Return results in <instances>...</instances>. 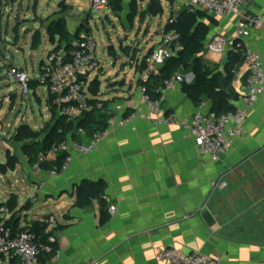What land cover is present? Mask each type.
I'll return each instance as SVG.
<instances>
[{"label": "crops", "instance_id": "obj_1", "mask_svg": "<svg viewBox=\"0 0 264 264\" xmlns=\"http://www.w3.org/2000/svg\"><path fill=\"white\" fill-rule=\"evenodd\" d=\"M70 1L67 3L74 8L84 5V0ZM149 1L138 0V4L146 8ZM160 1L163 13L157 17L147 15L151 21L161 18L166 9L168 19L175 11H184L189 0ZM88 3L91 9L90 0ZM130 3L131 0H123V11L114 12L124 27L131 24ZM243 13L264 16V0L250 1ZM73 14L75 28L66 27L71 36H90L83 14L76 10ZM196 15L209 27L199 56L220 81H224L232 50L216 54L208 50L206 43L215 36L233 37L239 16ZM139 20H142L141 15L137 13L133 20L135 27ZM167 24L160 22L156 31L151 28L144 37V44L137 52L132 51L134 55L125 52L128 60L121 68L128 73L125 88L108 89V84L100 80V90L95 95L90 87L91 100L97 106L94 118L107 117L109 134L87 154L80 153L73 143L88 142L93 132L80 129L79 141L70 137L71 162L63 173L53 177L47 169L36 171L34 163L23 153V142L13 139L19 126L4 133L0 120V141L6 155L4 158L0 155V162L7 161L8 153L17 157L16 169L11 172L25 189L23 195L12 194L18 196L19 206L31 202L30 209L21 213V226L32 220L53 219L48 232H52L50 239L55 240L60 256L53 257L47 264H162L158 253L166 247H176L185 253L199 251L219 259L221 264H264V100L249 109L246 133L234 141L229 154L217 161L208 158L201 161L196 139L183 126L195 113L212 111L210 99L203 98L196 103L183 90L184 83L193 82L192 72L180 71L186 81L163 90L161 96V105L167 114L174 115L180 124L156 125L142 118L126 125L121 123L133 111L148 112L142 102L141 82L135 77L137 68L133 63L136 61L140 66L144 57L151 54ZM44 32L47 34L46 28ZM247 45L259 52L264 61V27L247 39ZM163 65L164 62L156 64L158 75ZM103 71L102 67L100 72ZM232 72L233 79L228 83L233 92L232 102L236 110H244L248 104L241 86L249 77L246 59ZM42 87L45 85L32 90L38 100ZM46 87L50 115L44 123L51 120L54 100ZM14 100L15 95L8 104L10 111L14 110ZM218 180H225L228 186L214 189L213 183ZM83 181L102 183V199L96 198L84 207L76 205L77 187ZM5 194L8 201L12 194L8 191ZM5 203H0L3 204L0 207ZM37 203L42 205V213H35ZM112 205L116 206L114 213L110 212ZM104 211L109 216L106 222H102ZM0 212V218L11 217L1 208ZM23 218L25 223H22Z\"/></svg>", "mask_w": 264, "mask_h": 264}, {"label": "built area", "instance_id": "obj_2", "mask_svg": "<svg viewBox=\"0 0 264 264\" xmlns=\"http://www.w3.org/2000/svg\"><path fill=\"white\" fill-rule=\"evenodd\" d=\"M252 0H189L185 11L189 14L204 13L209 16L223 17L238 15L235 34L231 38L215 36L206 43L209 51L223 55L227 49L234 52H242L249 66V77L241 86V93L247 102V108L231 112L218 113L210 111L207 114L197 112L190 122L183 126L189 130L196 139L197 151L202 162L205 159L213 161L232 151L234 141L246 133L245 121L248 118V111L259 100H264V61L261 54L247 45V39L257 30L264 27V16L261 14L243 13V8ZM92 10L101 12L109 8V0H90ZM180 11H175L168 19V24H175L179 18ZM183 46L181 35L175 29L165 30L160 43L152 50L145 62L146 67L139 69L135 61L133 65L137 68L136 75L140 82H147L158 74L156 64L179 55ZM101 61L96 55V41L92 35L83 38H74L71 41V49L67 50L65 45L53 46L49 53L48 64H41V81L46 82L48 89L54 95L53 103L57 106L59 114L66 116L69 120L80 118L85 113L95 109L91 103L90 78L101 70ZM10 76L19 82L24 93H28L29 78L22 70L12 66ZM99 76V75H98ZM186 81L183 72H177L169 79L164 80V86L157 89L162 94L163 90L171 89L179 83ZM142 102L148 112L133 111L123 118L122 124H129L137 118L150 121L156 125L180 124V121L161 105V98L155 100L148 93L146 85L141 84ZM7 100V99H4ZM9 100V99H8ZM3 99H0V107ZM109 134V130L98 131L88 142H74L75 148L82 154L93 151L95 146ZM70 143L63 142L52 144L47 151H40L37 161L34 163L36 171L43 169L45 162H53L57 157L66 153V159L61 165L54 164L47 169L50 176H57L63 173L70 165L69 155ZM228 186L225 180H218L213 183L214 189H224ZM116 206L110 207L114 213ZM2 212L9 211L1 208ZM4 217L0 221V264H40V258L44 254L54 253V259L59 258L60 252L54 251L53 245L49 242H35L34 235L29 229H18L14 231L6 226ZM53 219L49 218L48 222ZM55 242L54 239H50ZM158 259L162 264H221L217 258L208 256L202 252L194 251L185 253L176 247L162 248L158 253Z\"/></svg>", "mask_w": 264, "mask_h": 264}, {"label": "trees", "instance_id": "obj_3", "mask_svg": "<svg viewBox=\"0 0 264 264\" xmlns=\"http://www.w3.org/2000/svg\"><path fill=\"white\" fill-rule=\"evenodd\" d=\"M38 0H36V3ZM109 7L113 12L120 13L123 11V0H109ZM131 11L128 16L130 21H133L137 13L140 15H150L157 17L162 14V4L160 0H150L146 8H141L138 12V0H131ZM175 28L181 35L182 50L178 56L171 57L165 60L160 74L153 75L147 82H141L146 85L148 93L153 99L158 100L162 94L157 92V89L164 86V80L169 79L177 72H192L194 80L191 84L184 83L183 90L196 103H199L203 98L210 99L212 102L211 110L218 113L231 112L236 110L235 104L232 102L233 92L229 86V81L233 79V69L245 59L242 52L232 51L229 54L227 77L224 81H220L219 76L215 75L213 70L207 66L203 58L199 56L204 48L205 40L209 34V27L201 21V18L196 14H189L185 10L181 11L179 18L175 24H167L166 30ZM50 42L54 46L65 45L67 50L71 49V41L78 35L71 36L66 28V20L64 17L53 19L46 27ZM42 41L41 33L37 31L33 35L32 46L37 47ZM127 54L132 53L130 48H125ZM136 52V51H134ZM152 52V51H151ZM150 52V53H151ZM132 55H134L132 53ZM149 56V55H148ZM148 56L144 57L139 69L146 67L145 62ZM133 60V59H132ZM43 64V63H42ZM12 66H10L11 68ZM140 82V81H139ZM45 85L38 79L28 81V89L36 90L39 86ZM91 89L95 95H98L100 90V80H93L91 82ZM52 95V94H51ZM54 98V95H52ZM14 99V95L11 97ZM91 103L95 101L91 100ZM94 105V104H93ZM52 117L51 120L44 125L40 130H34L27 124L19 126L15 132L13 139L23 142V153L30 159L32 163L37 161L40 151H47L52 144H60L68 142L71 137L75 141H79L78 131L85 129L87 132H96L105 130L108 126L107 117L101 120H95L93 112L85 113L79 119L69 120L66 116L60 115L56 105L52 103ZM67 154H60L53 162L42 163L44 169H50L54 164L61 165L66 159ZM18 159L16 156L8 153L7 161L0 162V173L7 174L16 169ZM102 183L83 181L77 187L76 205L84 207L92 203L96 198L102 199L104 194V187ZM3 204H0V206ZM11 217L6 220V226L12 228L14 231L18 229H29L34 235L35 242H49L53 245L56 251L55 242H51L50 236L52 232H48L49 222L45 220H32L26 222L21 226V213L29 210L31 202L28 201L24 205L19 206L18 196L12 194L10 199L4 204ZM0 207V208H2ZM108 212L104 211L102 222L108 220ZM2 218H0L1 221ZM54 256V253L44 254L40 258V264H47ZM14 264V261L12 262Z\"/></svg>", "mask_w": 264, "mask_h": 264}, {"label": "rangeland", "instance_id": "obj_4", "mask_svg": "<svg viewBox=\"0 0 264 264\" xmlns=\"http://www.w3.org/2000/svg\"><path fill=\"white\" fill-rule=\"evenodd\" d=\"M67 2L71 1L38 0L36 3V0H0V99H7L0 110V120L4 127V133L14 131L16 127L24 123H28L32 128L40 125L42 129L49 122L44 123V121L49 119L50 115L47 87H42L39 92L41 99L38 100L32 90L24 93V89L19 87L18 82L10 76L9 72L10 66H14L25 72L29 80L41 79V64L43 62L48 64L49 53L53 48L48 35L44 32L51 20L64 17L66 27L73 30L76 26L73 12L76 10L83 14V20L86 18V30L91 31V35L96 41V55L98 60L101 61V67L104 68V71L100 72V74H93L90 81L95 80L99 75L100 80L105 82V84L109 75L121 70L122 63L128 60L120 43L123 42L124 46L130 45L133 40L146 37L151 28L156 31L160 22L165 25L168 21L169 10L167 9L161 18H156L154 21L149 18L151 16L147 18L146 15L142 14L141 22H146L143 25V31L147 29L144 35L141 34L140 30L139 37H137L138 34L136 36V32L140 20L134 30L133 21H129L131 23L130 27H124L123 21L110 8L97 12L89 9L88 0H84V5L76 6V8ZM137 8L139 11L142 8L141 4H138ZM88 13L91 14V17ZM106 15H109V18L103 21ZM37 31L41 33L42 41L34 48L32 46L33 35ZM136 47L139 48L138 46ZM141 48L143 49L142 46ZM135 77L137 78L136 73ZM13 95H15L13 102L15 107L13 111H10L8 104L12 100L11 97ZM0 155L2 158L6 156L1 141ZM32 186L34 187V185ZM23 189L17 183V179L12 172L7 174L0 173V203L7 202L5 199L7 191L9 195L12 193L23 195L25 190ZM41 206V204L37 203L34 210L35 213H42ZM25 222L26 220L23 218L22 223Z\"/></svg>", "mask_w": 264, "mask_h": 264}, {"label": "water", "instance_id": "obj_5", "mask_svg": "<svg viewBox=\"0 0 264 264\" xmlns=\"http://www.w3.org/2000/svg\"><path fill=\"white\" fill-rule=\"evenodd\" d=\"M107 18H109V15H106L105 20H107ZM134 22V21H133ZM146 22L142 23L140 21V24H139V27H138V30L136 32V36L138 34L137 37H139V31L141 30V34L144 35L146 29L143 31V25H145ZM134 24V23H133ZM148 27V25H146ZM133 29L135 30L136 27H135V24L133 25ZM128 38V37H126ZM144 41L145 39L143 37H140V38H137L136 40H133L131 42L130 45H126L124 46V43L121 42V46L123 48V50L125 51V48H130L131 51H136L137 52V47L136 46H140L142 44H144ZM126 52V51H125ZM127 79H128V73L126 72H123L122 69L119 70L118 72H116L115 74L109 76V78L106 80V83L108 84V89H115V90H121L122 88H125L126 85H127ZM96 80H100V76H97L96 77ZM129 89L131 90L132 89V86L130 85L129 86Z\"/></svg>", "mask_w": 264, "mask_h": 264}]
</instances>
